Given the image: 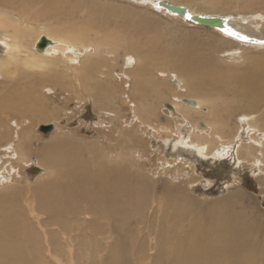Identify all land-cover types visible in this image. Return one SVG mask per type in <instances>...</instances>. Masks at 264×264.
<instances>
[{
    "label": "bare ground",
    "instance_id": "1",
    "mask_svg": "<svg viewBox=\"0 0 264 264\" xmlns=\"http://www.w3.org/2000/svg\"><path fill=\"white\" fill-rule=\"evenodd\" d=\"M127 1L141 6L152 5L163 14L180 20L188 21L191 17L222 19L224 27L212 29L247 44L248 48H264V14L246 16L239 20L231 14L218 16L197 11L178 0ZM169 5L184 8L187 18L170 12ZM85 6L80 0H0V79L6 83V86L0 89V201L3 199V207H0V264H105L106 253H111L110 256L113 255L115 260L123 256V260L128 261L131 260L128 259L131 251L134 253L132 257L137 260H131L134 264H141L140 262L147 260L148 256L151 264L264 263V249L253 247L250 237L241 235V231L249 227L248 218L241 213L236 214L240 231L220 225L193 227L189 235L178 236L173 242L168 237V242H172L171 248L163 251L162 234L155 230L159 246L155 257L146 252L147 245L131 249V241L136 234L145 243L148 238H154L151 220H138V226L145 223L148 226L137 227L136 234L132 229L124 228L127 223L128 226L131 224V218L136 211L133 200L129 199L133 192L127 183L144 181L142 174L135 170L136 166L132 163L126 164L128 160L121 164L118 160L108 158L101 169L93 172L83 171L77 167L69 154L66 158L70 162L63 161L62 155L56 151L60 147L59 144H40L39 135L32 133L34 127L31 121L42 122L53 116L46 108L42 90L53 92V87H58L71 94L82 95L87 92L97 102H108V106L112 105V101L105 95L110 84L96 83L104 66L103 60L100 62L99 59L95 61L91 58L97 51L111 48V40L99 37L93 40L91 33L95 30L88 29L87 26L83 29L81 26L69 25L67 28L59 27L55 32L46 30L34 34L33 28L20 24L21 21L27 24L36 16H50L61 20L66 16L63 14L75 15L81 8L92 9ZM14 14L21 19L17 20L20 23L15 22ZM11 29L12 33L9 32ZM229 29L247 39L228 35ZM215 34L219 40L235 46L236 43L226 40L223 35ZM31 37L35 39L32 44L29 42ZM135 44V41L130 43L126 50L138 53L143 62V66L138 68L133 76L135 82L132 89L138 96L145 88V83H142L144 78L153 79L154 83L159 81V92L164 93V81L160 80L158 75H164L165 72L161 68L169 63L170 67L179 73L171 74L170 77L171 80L176 78L177 88L187 92H206L205 89L210 88L215 95L212 98L230 102L218 105L212 98L198 100L176 97L177 101L165 104L161 109L162 113L167 115L168 119L182 120L183 123V129L173 142L174 149H182L186 153L204 158L214 153L218 159L233 156L237 167H241L244 162H251L252 167H258V171L264 172V160H259L258 155L256 156L261 148L264 149V131L261 130L262 127H252L255 122L264 124V119L241 115L234 138L236 141L228 144L223 136L230 130L229 121L223 118V115L230 118L234 115L231 113L230 104L247 102L252 109L262 110L264 107L263 75L258 72L233 73L214 58L197 59L191 57L192 53L189 56L186 49H166L157 53L160 46L154 38L146 42L145 48L136 47ZM230 51L237 53L232 49ZM153 52L156 53L152 54ZM126 59L130 67L138 63L136 57L131 54H127ZM25 69L36 73L26 75ZM157 69L159 74L154 76ZM15 76H18V80ZM165 77L168 78L167 75ZM134 93L132 97L136 99L138 96ZM206 93L211 94L210 91ZM142 97L140 96L141 99ZM206 103L211 105L210 113L213 117L221 112L218 122L222 129L218 128L216 123L190 119L191 113L202 114L203 105ZM182 109L190 114L183 113ZM243 119L247 125L240 124L244 122ZM189 120L191 123L185 124ZM244 129L248 131L247 137L241 135ZM156 131L160 133L159 130ZM34 135L36 137H33ZM243 152L246 155H243ZM31 164H36L46 175L29 189L14 188L21 183L18 180L15 183L14 180L22 176L23 171L32 166ZM65 164L70 166L61 167ZM123 184H126V187ZM146 197L142 196L144 200ZM110 240L113 243L107 244Z\"/></svg>",
    "mask_w": 264,
    "mask_h": 264
},
{
    "label": "rangeland",
    "instance_id": "2",
    "mask_svg": "<svg viewBox=\"0 0 264 264\" xmlns=\"http://www.w3.org/2000/svg\"><path fill=\"white\" fill-rule=\"evenodd\" d=\"M80 1L84 3V6L87 5L85 7L95 8L93 10L81 8L76 11L75 15L63 14L66 16L61 20H55L50 16H46V18L36 16L32 18L33 21L27 22V24L22 22L17 14H14L15 22L20 23L17 21L20 19L21 25H28L27 27L35 30L34 34L37 31L39 33L46 30L54 31L59 27L67 28L69 25L81 26L83 29L87 26L88 29L95 30L91 33L93 40L99 37L112 42L111 48H103L96 53L92 51L96 55L91 57L95 61L96 59H99L100 62L103 60L104 66L96 83L107 82L110 84L105 95L112 101V105L108 106V102H97L87 92L82 95L71 94L58 87H53L55 90L53 92L42 90L41 95L45 97L43 100L47 104L46 108L53 116L42 122L33 123L31 121L34 127L32 133L39 135L40 144H59L60 147L56 151L62 155L63 161L67 162L66 156L69 154L77 167L83 171L93 172L101 169L107 163L108 158L118 160L121 164L128 160L129 162L126 164L132 163L136 166L135 170L142 174L144 181L127 183L133 192L129 199L133 200L132 203L135 205L136 211L131 218V224L128 226L126 221L127 224L124 228L126 230L130 228L135 232L137 227L146 228L148 226L147 223L144 224L145 226L143 224L138 226V220H149V222L151 220L154 238H148L145 243L135 232L134 238L138 241L136 242L134 238L131 241L133 250L135 247L147 245L146 252L155 257L159 251L155 230L162 234L161 248L163 251L170 249V243L178 236L189 235L193 227L204 228L210 225H220L230 226L234 231H240V222L236 221V214L239 213L247 217L249 221V227H245L241 231L243 233L241 235L250 237V244L253 247L264 249V172L258 171V167H252L251 162H244L241 167H237L238 164L235 163L233 156L218 159L214 153L208 158H204L197 154L186 153L182 149L173 148V142L177 139L179 131L183 129V123L182 120L168 119L161 109L165 104L177 101L176 97L210 100L215 96L214 92H211L210 88H206V92L210 91L211 93L208 95L209 93L203 91L187 92L185 89L177 88L176 78L173 77L174 80H171L170 77L171 74L179 73L168 63L161 68L165 72L164 75L159 74L158 69L154 74V76L159 74L160 80L165 83H162L164 95L159 92V85L157 86L159 81L154 83L153 79L144 78L142 83H145V88L143 92L140 91V96H143L141 99L132 88L135 82L133 77L135 71L143 66V62L138 53L126 50L128 45L134 41L136 47L143 48L144 46L145 48L146 42L154 38L158 40L160 46L157 53L166 49H186L189 56L192 53L191 57L197 59L211 60L214 58L233 73L256 74L258 72L264 76V48H253V45L248 48L247 44L238 42L219 30L189 23L184 19L173 18L156 10L152 5L141 6L127 0ZM178 1L194 7L197 11H205L218 16L231 14L233 18L239 20L246 16L264 14V0ZM95 16L97 18L93 19ZM35 19L36 21H34ZM12 31V29L9 30L10 33ZM215 33L223 35V38L231 40L234 44L236 43L235 46L219 40ZM32 37L36 39L35 36ZM32 37L28 38L31 44L35 40ZM231 49L237 53L233 54ZM127 54L136 57L138 61L136 66H134L135 64L132 67L127 65ZM97 55L98 58H96ZM24 72L26 75L36 73L27 69ZM166 75L168 78L165 77ZM179 76L181 77V75ZM15 77L18 80V76ZM149 80L153 83H150ZM147 81H149V85ZM151 85L152 87H150ZM5 86L6 83L0 79V89ZM133 93L138 96L136 99L132 97ZM212 99L218 105L230 103L219 98ZM203 106L204 111H201L203 113L200 115L198 113L190 114L185 109H182V112L190 114V119L193 121L204 120L216 123L218 128L222 129L218 122V117L222 115L221 112L218 113V116L213 117L210 113L211 105L206 103ZM230 107L231 113L234 114L233 117L223 115V118L229 121L230 130L223 135L225 136L224 141L228 144L236 141L234 138L239 128L238 120L241 115L252 116L251 118L259 117V120L264 119V107L262 110L252 109L247 102H239L237 105L230 104ZM189 123H191L190 120L185 124L189 125ZM245 123L246 121L240 124L247 125ZM41 126H52L53 129L45 134L41 132ZM252 127L255 129L262 127L261 130L264 131L262 123L255 122ZM156 130H159L160 133ZM247 134V129L241 133L243 137H247ZM35 135L33 137H36ZM261 149L256 156L258 155L259 160H264V149H262L263 151ZM243 155L246 154L243 152ZM68 162L70 161L68 160ZM1 165L2 163H0ZM31 165L26 167L22 176L14 180L15 183L16 180L22 183L14 188L29 189L46 175L36 164ZM69 166L65 164L61 167L68 168ZM58 168L60 167L58 166ZM125 185L123 184V186ZM144 195L147 196L146 200L142 198ZM2 200L0 207H3ZM168 237L172 242H168ZM111 243H113L112 240L107 242V244ZM110 254H105V264H134L132 262L137 261L132 257L134 255L132 251V255L128 256L132 262L123 260V256H120L121 260L120 258L115 260L114 256H110ZM56 259L58 258L56 257ZM140 263L151 264L149 256L147 260L144 259V262Z\"/></svg>",
    "mask_w": 264,
    "mask_h": 264
},
{
    "label": "water",
    "instance_id": "3",
    "mask_svg": "<svg viewBox=\"0 0 264 264\" xmlns=\"http://www.w3.org/2000/svg\"><path fill=\"white\" fill-rule=\"evenodd\" d=\"M168 5V4H167ZM171 6V5H169ZM170 12H173L174 14H177L178 16H181L183 18H187V13L184 8L180 7H174L171 6ZM189 22H193L194 24H198L200 26H207L209 28H223L224 27V20L219 18H202V17H191ZM50 131H52V126H42L41 132L48 134Z\"/></svg>",
    "mask_w": 264,
    "mask_h": 264
},
{
    "label": "snow or ice",
    "instance_id": "4",
    "mask_svg": "<svg viewBox=\"0 0 264 264\" xmlns=\"http://www.w3.org/2000/svg\"><path fill=\"white\" fill-rule=\"evenodd\" d=\"M227 34L230 35V36H237L238 39H242V40H246L247 39V37L239 36L237 33L232 32L230 29L227 30Z\"/></svg>",
    "mask_w": 264,
    "mask_h": 264
}]
</instances>
